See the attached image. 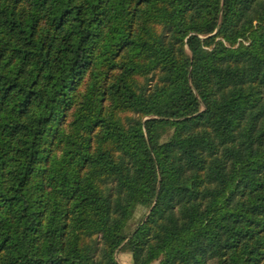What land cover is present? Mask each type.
<instances>
[{
  "label": "trees",
  "instance_id": "trees-1",
  "mask_svg": "<svg viewBox=\"0 0 264 264\" xmlns=\"http://www.w3.org/2000/svg\"><path fill=\"white\" fill-rule=\"evenodd\" d=\"M124 249L264 264V0H0V264Z\"/></svg>",
  "mask_w": 264,
  "mask_h": 264
},
{
  "label": "rangeland",
  "instance_id": "rangeland-1",
  "mask_svg": "<svg viewBox=\"0 0 264 264\" xmlns=\"http://www.w3.org/2000/svg\"><path fill=\"white\" fill-rule=\"evenodd\" d=\"M143 213V210L142 209H139L135 212L133 218L130 220L129 222V225L131 227L135 226L136 222L138 221V219L141 217ZM116 257L118 259V261L121 263V264H131V254L129 251L127 250H122L120 252H118L116 254Z\"/></svg>",
  "mask_w": 264,
  "mask_h": 264
}]
</instances>
